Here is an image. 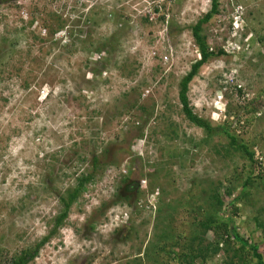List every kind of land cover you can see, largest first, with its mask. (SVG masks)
<instances>
[{
  "label": "rangeland",
  "instance_id": "374dc122",
  "mask_svg": "<svg viewBox=\"0 0 264 264\" xmlns=\"http://www.w3.org/2000/svg\"><path fill=\"white\" fill-rule=\"evenodd\" d=\"M218 1L220 13L202 34L216 51L230 42L234 49L200 69L189 98L214 126L230 124L249 145L259 138L258 175L264 172V0ZM210 9V0L0 4L3 264L48 234L60 211L57 196L90 172L94 154L103 162L95 182L29 264H153L147 250L175 201L194 184L204 196L210 182L243 172L247 162L239 156L225 161L210 151L227 145L226 136L218 132L205 145L208 137L185 119L178 98L181 80L200 58L192 26ZM237 16L243 25L234 29ZM169 122L175 126L161 132ZM173 129L178 135L170 139ZM125 177L139 181L140 190L126 193ZM251 201L264 206V188ZM245 218L236 221L241 230ZM186 220L175 221L182 235L189 234Z\"/></svg>",
  "mask_w": 264,
  "mask_h": 264
},
{
  "label": "trees",
  "instance_id": "16d2710c",
  "mask_svg": "<svg viewBox=\"0 0 264 264\" xmlns=\"http://www.w3.org/2000/svg\"><path fill=\"white\" fill-rule=\"evenodd\" d=\"M9 1L13 0H0V4H5ZM210 1L211 9L209 12L192 26V33L200 51V58L192 64L190 71L180 82L178 98L181 104V112L187 121L205 132L208 137L205 140V145L208 147L210 145L209 139L218 132L224 134L229 140L227 145H212L210 151L226 159L225 161H233L232 159L235 156H239L247 164H244L241 174H237L235 171L231 177L210 182L204 196L197 194L195 188L197 184H194L195 186L190 189L189 193L183 194L179 200L175 201L172 213L165 215L164 218L157 222L158 231L154 237L158 241L152 243L147 250V256L153 264H164L163 258H167L171 264H195L196 261L206 264L216 260L215 258L220 253H223L225 258L215 261L214 264H264V206H257L255 201H251L254 192L258 190L260 192L261 188H264V172L256 174L257 167L261 164L258 160V154H262L261 149H263L260 147V152L258 153L255 148L260 145L259 138H257V142L255 141L252 145H249L244 140H240L230 130V124L216 122V126H214L211 121L200 117L194 112L189 98L190 83L198 75L200 69L213 58L229 54L224 49L216 51L211 48L202 34L204 25L208 24L214 16L220 13L219 1ZM155 11L158 12L159 8L156 7ZM160 19L164 20V16H161ZM101 51L100 48L97 53ZM95 55L97 56L98 54ZM99 59L101 58L99 57ZM239 93L242 95V90H239ZM227 113L228 116L231 115L230 112ZM174 126L173 122H169L160 131L164 132ZM177 135V131L173 129L169 138L173 139ZM102 163L100 156L94 154L90 172L79 176L76 186L57 196L60 203V211L54 221H52L53 224L48 234L33 248L15 254L5 264H29L37 258L42 247L58 234V230L64 225L70 209L87 191L88 186L95 182V174L102 167ZM123 181L126 193L140 190L139 181H131L129 177H125ZM118 188L120 191L118 194L122 198L124 195L120 194L121 189L120 187ZM118 194L116 191L115 195ZM163 207L161 203H156L158 213L163 211ZM222 214L225 216L222 217ZM179 216L187 218L186 221L182 222L186 224L185 226L189 230L187 235H182V232H178L175 228V221ZM243 217H246L244 220L247 228L241 230L236 225V221L237 219L242 220ZM216 238L222 239L224 242L223 246L219 245L220 240H217V244L215 243ZM0 264H3L1 260Z\"/></svg>",
  "mask_w": 264,
  "mask_h": 264
},
{
  "label": "clouds",
  "instance_id": "9594fccd",
  "mask_svg": "<svg viewBox=\"0 0 264 264\" xmlns=\"http://www.w3.org/2000/svg\"><path fill=\"white\" fill-rule=\"evenodd\" d=\"M240 25H243V23H242V18H241V16H237L236 17V19H235V22H234V29L237 27V28H239L240 27ZM230 48L231 49H234V47H232V42H230L229 44H228V46H227V48L225 49L224 48V50L226 51V53H231V50H230ZM200 55V54H199ZM220 99H221V97H220ZM158 196V195H157ZM151 204V207L152 208H156V205H154V204H152V203H150Z\"/></svg>",
  "mask_w": 264,
  "mask_h": 264
},
{
  "label": "built area",
  "instance_id": "2783aa9c",
  "mask_svg": "<svg viewBox=\"0 0 264 264\" xmlns=\"http://www.w3.org/2000/svg\"><path fill=\"white\" fill-rule=\"evenodd\" d=\"M150 203H152V202H150Z\"/></svg>",
  "mask_w": 264,
  "mask_h": 264
}]
</instances>
